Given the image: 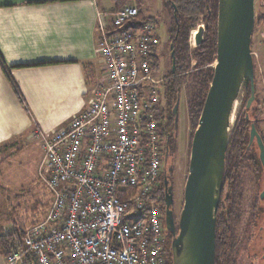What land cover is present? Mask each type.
I'll list each match as a JSON object with an SVG mask.
<instances>
[{
	"label": "built area",
	"instance_id": "obj_1",
	"mask_svg": "<svg viewBox=\"0 0 264 264\" xmlns=\"http://www.w3.org/2000/svg\"><path fill=\"white\" fill-rule=\"evenodd\" d=\"M136 0L98 14L103 78L65 129L34 135L39 178L51 195L45 218L9 241L4 264H168L155 192L162 178L160 40L137 22Z\"/></svg>",
	"mask_w": 264,
	"mask_h": 264
},
{
	"label": "crops",
	"instance_id": "obj_2",
	"mask_svg": "<svg viewBox=\"0 0 264 264\" xmlns=\"http://www.w3.org/2000/svg\"><path fill=\"white\" fill-rule=\"evenodd\" d=\"M116 8L108 0H0V173L28 142L39 143L37 131L65 129L87 107L103 78L98 14L108 19Z\"/></svg>",
	"mask_w": 264,
	"mask_h": 264
},
{
	"label": "water",
	"instance_id": "obj_3",
	"mask_svg": "<svg viewBox=\"0 0 264 264\" xmlns=\"http://www.w3.org/2000/svg\"><path fill=\"white\" fill-rule=\"evenodd\" d=\"M253 26L254 0H217L216 59L191 139L183 205L176 226L173 212L169 209L173 197L168 179V153L164 159V225L171 235L172 264H215L216 214L221 200L225 154L235 120L236 103L238 100L239 104L243 102L248 92L247 108L254 101V68L250 48ZM203 32L204 27L197 29L196 46L202 42ZM169 51L173 74L172 43ZM177 109L178 100L172 109L176 121ZM253 141L258 147L264 169V144L251 124L249 142ZM260 199H264V189Z\"/></svg>",
	"mask_w": 264,
	"mask_h": 264
},
{
	"label": "rangeland",
	"instance_id": "obj_4",
	"mask_svg": "<svg viewBox=\"0 0 264 264\" xmlns=\"http://www.w3.org/2000/svg\"><path fill=\"white\" fill-rule=\"evenodd\" d=\"M108 1L113 3V0ZM141 10L145 17L154 18L160 40V44L156 50L160 61L159 72L154 73L152 71L151 76L155 80L163 78L166 80L171 70L169 45L172 19L169 7L165 5L164 0H142ZM199 27L205 28L203 16L198 18L194 28L188 34L187 43L189 49L196 47L195 39ZM253 51L255 58V88L257 89L256 111L257 119L259 120L257 132H259L258 134L264 144V120H262L264 119V61H262L264 44L260 49L254 47ZM214 64L213 62L208 67H212L213 69ZM193 65H195V61L191 62L192 67ZM189 75V73L185 74L181 86L177 109L175 149L173 160L168 163V167L170 168L168 174L171 176L174 217L176 221L179 218L183 205V191L188 174L190 144L195 130L191 126L188 112V102L194 90V84H192ZM155 88L159 92L160 86L156 85ZM239 105L238 100L234 113L235 116ZM234 117L232 118L234 119ZM260 120L262 121L260 122ZM41 158L42 150L40 144L37 141L28 142L21 153L11 156L7 168L0 173V227H5L6 231L9 232L8 234L17 233L16 231L21 228L24 230L30 227L31 224H37L45 218L51 202V195L39 178ZM161 160L164 163L163 155L161 156ZM1 161L6 162V159H1ZM251 166V162H242L240 175L235 184L238 199H236V207L231 224L238 243H242L244 238L251 239L254 233L252 229L253 225L251 226L254 211L253 205L257 201V192L260 191L261 187L257 189L258 176L254 174ZM263 203L264 200H262ZM263 220L264 218L260 221L261 226L263 225ZM165 238L166 244L164 247L170 250L171 235L165 232ZM263 240L264 232L261 231L257 240V244H260V246L258 247L257 245V249H249V241L242 249H236L233 255V264H264V249L261 247Z\"/></svg>",
	"mask_w": 264,
	"mask_h": 264
},
{
	"label": "trees",
	"instance_id": "obj_5",
	"mask_svg": "<svg viewBox=\"0 0 264 264\" xmlns=\"http://www.w3.org/2000/svg\"><path fill=\"white\" fill-rule=\"evenodd\" d=\"M113 1L115 6L119 7L129 0ZM136 1L138 8L137 22L153 21L156 23L154 18L145 17L143 15L141 10L142 0ZM164 3L169 7L172 19L170 43L173 45L175 72L172 74L170 70L166 80L158 84L160 86L159 95L166 100L169 107L168 111H170L174 103L179 99L185 74L189 73L191 82L194 84V90L188 102V112L191 126L196 128L213 75L212 67L208 66L216 59L217 0H164ZM174 13L176 19L174 18ZM201 16H203L205 25L204 38L194 49H189L187 43L188 34ZM192 61H195L193 67L191 66ZM151 66L154 73L159 72L160 61L157 54L153 55ZM256 94L257 93L254 91V101L249 108H247L246 103L250 96V92H248L244 101L240 103L230 131L225 154L221 200L216 214L215 264H233V255L236 249H242V247L246 246L248 241L250 245L248 246L249 249H257L260 246V244H257V240L259 239L261 230L263 231L264 225V220L263 225H260V221L264 218V203L262 204V200L264 199H260V193L264 189V184H261L264 183V169L259 159V150L256 142H249L251 124H253L256 131H258L257 125L259 120L257 119L256 111ZM262 120H260V122ZM245 161L251 162L253 172L258 176L257 189L260 187L261 189L257 192V201L253 205L254 211L251 226L253 225L252 229L254 233L252 238H244L242 243H238L231 223L236 207V199H238V192L235 189V184L240 175L241 164ZM159 181L160 184L155 192V199L158 204L163 201V178ZM16 232L17 233L13 235L20 238L23 230L20 229ZM13 235H2L0 233V251L4 257L8 254L7 246ZM261 247L264 249V240ZM167 251L168 264H172L169 248Z\"/></svg>",
	"mask_w": 264,
	"mask_h": 264
},
{
	"label": "flooded vegetation",
	"instance_id": "obj_6",
	"mask_svg": "<svg viewBox=\"0 0 264 264\" xmlns=\"http://www.w3.org/2000/svg\"><path fill=\"white\" fill-rule=\"evenodd\" d=\"M205 35V28H204V34ZM160 44V43H159ZM264 44V1L263 0H254V26L253 31L251 35V53H252V59H253V68H254V87H255V58H254V51L253 48L256 47V49H260ZM262 61H264V56H262ZM162 82L165 81V78L160 79ZM254 91L256 92L257 89L254 88ZM168 104L166 100L160 96L159 99V109H158V115L161 119V128L159 131L160 134V142L162 145V155L164 156L166 153H168V163L169 161L173 160V152L175 149V141H176V133H177V121H176V115L173 113L171 108L170 111H168ZM171 165V163H170ZM170 175L168 174V179L170 180ZM163 178V174H162ZM169 185V184H168ZM170 186L172 188L171 180H170ZM162 189L164 192V185H162ZM172 197H173V191H172ZM259 202V200H258ZM160 210L162 214L164 215L166 212L164 197L163 201L159 203ZM169 209L173 212V218L175 226L177 225V221L174 217V204L172 201V205L169 207ZM264 226V225H263ZM262 231V230H261ZM264 231V230H263Z\"/></svg>",
	"mask_w": 264,
	"mask_h": 264
}]
</instances>
